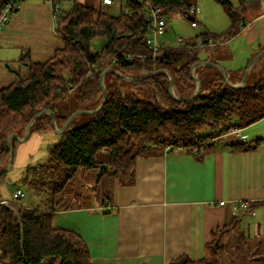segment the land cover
I'll return each mask as SVG.
<instances>
[{"label": "trees", "instance_id": "obj_1", "mask_svg": "<svg viewBox=\"0 0 264 264\" xmlns=\"http://www.w3.org/2000/svg\"><path fill=\"white\" fill-rule=\"evenodd\" d=\"M150 1L161 6L168 18L174 13L185 16L191 2L196 0ZM217 1L228 13L231 25L223 34H200L204 38L234 37L247 23L243 14L261 2L240 0L235 5L230 0ZM129 5L130 12L119 14L81 2L61 10L54 30L64 45L45 62L27 59V74L7 87H0V168L5 169L12 152L9 135L23 137L38 112L54 111L56 124L61 127L75 110L94 109L102 103L104 69L113 68L131 78L143 76L132 81L107 70L104 75L107 99L103 105L94 112L73 117L57 140L46 146L47 159L26 165L18 180L43 198L40 204H5L0 193L1 264H94L80 235L53 226L59 208L89 206L93 200L100 206H112L114 182H134L138 156L184 151L203 159L213 151L217 137L230 132L232 127L243 128L264 117V54L252 66L242 86L229 84L228 80L240 82L254 56L245 67L230 71L228 80L214 65L198 67L200 91L192 99H182L195 89L191 67L202 61L199 51L214 48L163 44L154 50L147 43L151 28L142 15L143 3ZM160 68L171 73L180 98L169 91L167 72L147 76ZM128 85L133 89H127ZM72 93L75 107L63 112L59 103L67 101ZM30 132L44 136L56 132L51 114L43 112ZM19 142L12 138L14 154ZM259 142L260 138L252 143L235 141L230 148L248 151ZM105 148L109 150L106 173L110 188L103 196L95 193V197H88L78 187H68L80 171H91L93 179L96 178L104 163L98 159V153ZM9 171L0 172V189L12 182L7 177ZM97 187L94 184L90 188L96 192ZM250 241L236 227H224L213 234L206 256L193 260L181 255L170 264H237L235 253L244 257L241 264L264 261V241ZM227 251L235 261L226 262ZM256 254L259 261L252 259ZM248 257L251 259L247 260Z\"/></svg>", "mask_w": 264, "mask_h": 264}, {"label": "crops", "instance_id": "obj_2", "mask_svg": "<svg viewBox=\"0 0 264 264\" xmlns=\"http://www.w3.org/2000/svg\"><path fill=\"white\" fill-rule=\"evenodd\" d=\"M244 14L247 23L235 36L243 35L245 42L254 47L253 57L264 47V0ZM234 37L223 42L225 49H220V44L207 50L202 61L213 59L220 65L234 56L230 46ZM63 45L54 30L51 5L46 0H24L0 30V87L26 75L28 60L45 62ZM224 70L227 74L236 71ZM58 136L56 132L47 136L30 132L27 139L20 141L12 169L7 173L11 183L14 175H19V179L26 165L35 162L39 151ZM257 138L260 142L252 150L230 148L235 141L252 143ZM11 183L1 186L3 199L22 203L8 200ZM242 200L249 202L251 210L241 206L234 209V202ZM111 204L110 211H101L96 200L89 206L72 204L59 208L53 217L55 228L74 231L86 241L94 264H170L181 255L198 260L206 256L207 245L216 231L224 227L242 230L244 215H259L254 237H261L264 117L241 128L238 136L228 132L217 137L213 151L203 159L184 151L138 156L134 182L115 181Z\"/></svg>", "mask_w": 264, "mask_h": 264}, {"label": "rangeland", "instance_id": "obj_3", "mask_svg": "<svg viewBox=\"0 0 264 264\" xmlns=\"http://www.w3.org/2000/svg\"><path fill=\"white\" fill-rule=\"evenodd\" d=\"M61 3L60 9L61 10H67L70 9L73 5L74 2H81L87 5L94 6L96 8L102 7L101 6V0H59ZM232 1L235 5H239L240 0H230ZM198 5L201 8V12L198 14V21H199V26L198 27H192L190 24L189 19L181 15L180 13H174L170 16H168V21H170V25L168 27V30L160 34L158 36V41L159 43H165L168 45H179V41L177 39L178 36H181L184 39L192 40L200 34L209 32L213 34H223L225 31L228 30V28L231 25V20L228 15V13L225 11L224 7L220 2L217 0H197ZM103 10L108 11L109 9L107 7H102ZM244 13V12H243ZM245 15V14H243ZM234 40L230 42V46L233 49L234 56L227 57L225 61H221V66L225 68H230L232 70H238L243 68L248 64L249 59L251 58V55L254 54V47L251 45H248L245 41V37L243 35L235 36ZM227 38L226 40H228ZM168 42V43H167ZM226 42V41H225ZM222 46L220 49H225L227 48L224 43H221ZM263 49V48H262ZM258 53V52H257ZM257 53L254 55V57L257 55ZM208 54L207 49H201L199 51V58H205ZM253 57V58H254ZM195 75H199L197 70L195 72ZM90 74V73H88ZM193 75V74H192ZM228 78H229V74ZM195 77V76H194ZM230 79V78H229ZM239 81H236L235 83H238ZM197 84V82H196ZM196 87V86H195ZM133 89L130 87V85L127 86V89ZM196 89V88H195ZM195 89L191 91V94L195 92ZM174 92L178 95L176 92V89L174 87ZM60 108L63 112H66V110L73 109L75 107V99H74V93L70 95L67 101H60ZM37 160L35 162H43L47 159V149L46 146L42 148L38 155H37ZM98 159L103 161L104 164H107L109 160V150L108 149H103L98 153ZM99 170V169H98ZM98 170L96 172V175L98 173ZM14 182L11 183L9 190L11 192V199H8L10 201H20L24 204H31L34 206H37V204H40L43 200L42 197H39L37 194H35L30 186H28L25 183L19 182L17 176L19 175H14ZM85 176L86 179L83 178ZM17 178V179H15ZM94 184H98L96 192L93 191L90 187L93 186ZM20 187L25 195L21 199H17L14 197V191ZM68 187H78L82 193L85 196H90L93 197L95 193H98V197H102L105 190L109 189V179L107 173H104L100 180L97 182L96 178L93 179V173L91 171H80L78 175L73 179V181L68 185ZM5 195V194H4ZM95 197V196H94ZM97 198V197H96ZM94 199V198H93ZM84 200H86L84 198ZM8 203H13L9 202ZM16 204V203H14ZM264 213V212H262ZM264 216V215H262ZM243 222H244V228L241 230V227H239V232L240 233H245L246 237H248L250 243L252 241H256L258 239H262L264 241V233H262V236L259 238L254 237V232H255V221L259 218V215L257 216H246L244 215L243 217ZM250 245V244H249ZM249 245L246 246V248L249 247ZM249 251H252V248L249 249ZM264 251V247L262 249ZM261 251V252H262ZM249 254H247L248 256ZM239 256V257H238ZM233 257H236V261L232 258L231 254L227 251L226 252V262L229 263L230 261H235L237 264H241L242 257L241 255H235ZM257 254L252 255V259L259 261L257 259ZM247 260L251 259V257L246 258ZM264 260V259H263ZM263 263L264 261H260ZM260 262H255L256 264H261ZM254 263V264H255Z\"/></svg>", "mask_w": 264, "mask_h": 264}, {"label": "built area", "instance_id": "obj_4", "mask_svg": "<svg viewBox=\"0 0 264 264\" xmlns=\"http://www.w3.org/2000/svg\"><path fill=\"white\" fill-rule=\"evenodd\" d=\"M24 0H1L0 2V30L3 29L11 20L13 15L20 9L22 3ZM52 7V16L54 19V24L56 19H58V16L61 12L60 9V1L59 0H46ZM129 3H143V9H142V15L148 19L149 25L151 28V34L147 37V43L150 47H152L154 50H157L159 47H161L165 43H159L158 36L160 34L165 33L168 30V27L170 25V21H168V18L165 14H163V9L159 5H155L150 0H101V6L107 7L109 10L108 12H111L113 14H119L120 12L128 13L130 12L131 8ZM201 12V8L196 1L191 2L188 11L186 12L187 15H193V19H189L190 24L192 27H198L199 21H198V14ZM179 41V45H185L190 48L195 47H209V48H215L216 46L220 45L222 42L226 40L225 37L221 38H214L212 36L208 37H202L199 36L195 42L192 40L184 39L181 36L177 37ZM168 43V42H167ZM104 46L102 45L100 49H102ZM203 65H197L196 63L191 67V73L193 76L195 75L196 70L198 67ZM230 133L238 136L241 134V128L239 127H232L230 130ZM14 197L17 199H21L24 197L25 193L21 188H18L14 191ZM2 203L8 204V201L5 199L1 200ZM224 201H221L223 203ZM246 207L251 210V206L248 201L242 200L239 202H234L233 207L234 209H238L239 207ZM110 208H112L111 205H105L101 206V211H107ZM0 253H2V248L0 246Z\"/></svg>", "mask_w": 264, "mask_h": 264}, {"label": "water", "instance_id": "obj_5", "mask_svg": "<svg viewBox=\"0 0 264 264\" xmlns=\"http://www.w3.org/2000/svg\"><path fill=\"white\" fill-rule=\"evenodd\" d=\"M187 17H188L189 19H193V18H194L193 15H187ZM263 54H264V48H263L261 51H259V52L257 53V55L251 60L249 66H248L247 69L245 70V73H244V75H243L241 81L238 82V83H232L231 81H229V80H228V75H227V73L225 72L224 67L221 66V65H219V64L216 63V62H212V61H199V62H197L196 64H197V65H206V64L214 65V66L218 67V68L222 71V73L226 76V78H227L229 84H232V85H234V86H242V85H244V84L246 83L247 76H248V74H249V72H250V69L252 68L253 64H254V63H255V62H256V61H257V60H258ZM109 69H110V70H113V71H116L120 76H122L124 79H127V80H132V81H133V80L140 79V78L143 77V76H141V77L131 78V77H127V76L123 75L121 72H118L117 70H115V69H113V68L104 69L103 72H102V75H101V76H102V86H103V90H104V98H103L102 103H101L99 106H97L96 108H94V109H78V110H75L74 112H72V113L70 114V116L68 117L67 121H66L61 127H58L57 124H56V121H55V113H54V111H52V110H41L40 112H38V113L35 115L33 121L27 126L26 132H25V134H24L23 137H19V136H17L15 133H11V134L9 135V138H8V145H9V147L11 148V151H12V152H11L10 163H9V165H8L7 168H5V169L0 168V172L9 171V170L12 169L13 162H14V156H15V154H14V150H13V148H12V138H17V139H19L20 141H24L25 139H27V136H28V133H29V129H30V127L36 122L37 118H38L43 112H48V113L51 114V117H52V120H53V123H54V126H55V131H56V133L60 134V133L64 132V130L67 128L68 123L70 122V120H71L73 117H75L77 114L82 113V112H84V113H91V112L96 111L98 108H100V107L103 105V103L106 101V99H107V89H106L105 84H104V75H105V72H106L107 70H109ZM159 71H165V72L168 73V75H169V77H170L169 91L171 92V94H172L173 96H175V97H177V98H180V97L174 92V78L172 77L171 73H170L168 70H166V69H162V68H160V69H156L155 71L151 72V73L148 74L147 76L152 75V74H154V73H156V72H159ZM145 76H146V75H145ZM195 79H196V82H197L196 87H195V88H196V89H195V92H194L193 94L187 96V97H183L182 99H186V100L192 99V98H194V97L199 93V91H200L201 81H200V79H199L198 76H195ZM71 128H72V126H71ZM107 170H108V166H107V164H104V163H103V164L100 165V168H99L98 173H97V175H96V181H97V182L100 180L101 176H102L104 173L107 172Z\"/></svg>", "mask_w": 264, "mask_h": 264}, {"label": "bare ground", "instance_id": "obj_6", "mask_svg": "<svg viewBox=\"0 0 264 264\" xmlns=\"http://www.w3.org/2000/svg\"><path fill=\"white\" fill-rule=\"evenodd\" d=\"M217 47V46H216Z\"/></svg>", "mask_w": 264, "mask_h": 264}]
</instances>
